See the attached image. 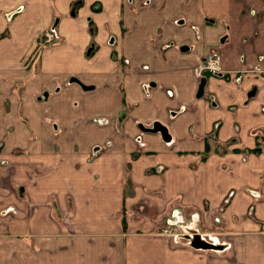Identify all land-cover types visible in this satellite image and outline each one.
<instances>
[{"label": "crops", "instance_id": "1", "mask_svg": "<svg viewBox=\"0 0 264 264\" xmlns=\"http://www.w3.org/2000/svg\"><path fill=\"white\" fill-rule=\"evenodd\" d=\"M262 136L264 0H0V264H264Z\"/></svg>", "mask_w": 264, "mask_h": 264}, {"label": "built area", "instance_id": "2", "mask_svg": "<svg viewBox=\"0 0 264 264\" xmlns=\"http://www.w3.org/2000/svg\"><path fill=\"white\" fill-rule=\"evenodd\" d=\"M45 32V31H44ZM46 35L45 33H43ZM49 37L52 38H41V43L44 45L50 44L54 39V34L50 31L48 34ZM220 55L216 50L211 51L208 56L196 67L193 69V75L195 78H200L204 73L208 74H217L221 72L220 69Z\"/></svg>", "mask_w": 264, "mask_h": 264}, {"label": "rangeland", "instance_id": "3", "mask_svg": "<svg viewBox=\"0 0 264 264\" xmlns=\"http://www.w3.org/2000/svg\"><path fill=\"white\" fill-rule=\"evenodd\" d=\"M57 20V18H55L54 19V22ZM45 31V30H44ZM43 33H45L46 35H42V37L41 38H44V36L46 37V38H52V37H49L48 36V34L50 33V31H45V32H43ZM54 38H55V36H54ZM54 43V42H53ZM52 43V44H53ZM51 44V45H52ZM47 47V46H46ZM46 47H44V48H46ZM211 51H213V49L212 50H210L205 56H204V58H203V60L208 56V54L211 52ZM198 66V65H197ZM197 66H195L194 68H196ZM99 145L95 148L96 149V151H97V149H99ZM94 150V149H93ZM191 215H193V213H189V216H191ZM200 215V214H199ZM173 221H174V224L173 225H175V227H173V228H171V232H183V233H185L186 231H197V232H200V231H202L203 230V228H202V226L199 224V226H194L193 228H195V230H193V229H191V230H187V229H185V227H189V226H191L192 225V218H189V219H187V220H183L182 222H179L177 219H173ZM197 222V224L199 223V221L198 220H196ZM219 226H220V224H219V222L218 221H214V224H213V227L211 228L212 229V231H214V230H216V231H218V229H219ZM185 231V232H184ZM209 231V230H208ZM208 231H206L205 233L204 232H201V234L203 235V236H205L206 237V233L208 232ZM200 237V236H199Z\"/></svg>", "mask_w": 264, "mask_h": 264}, {"label": "water", "instance_id": "4", "mask_svg": "<svg viewBox=\"0 0 264 264\" xmlns=\"http://www.w3.org/2000/svg\"><path fill=\"white\" fill-rule=\"evenodd\" d=\"M200 83H201V85H203L204 84V79H202L200 81ZM253 92H254V90H252V92L249 95L251 96L253 94ZM158 124L160 125V127H157V125H154L153 126L154 127L153 129L154 130H151V129H147V130L149 132H155V131H157L160 134H162V136L164 138H167L166 137V135H167V129L164 126H162L160 123H158ZM192 246H194L196 248H209L210 247V245L207 244V242L200 240L199 235H194L193 236Z\"/></svg>", "mask_w": 264, "mask_h": 264}, {"label": "trees", "instance_id": "5", "mask_svg": "<svg viewBox=\"0 0 264 264\" xmlns=\"http://www.w3.org/2000/svg\"><path fill=\"white\" fill-rule=\"evenodd\" d=\"M70 82H76V83H78V84H80L77 80H75V79H70ZM204 85V84H203ZM203 85H201V83L199 84V92H201V90L203 89ZM154 125H157V127H160V125L158 124V123H154ZM154 125H152L150 128H144L143 126H141V125H139V128L142 130V131H148L147 129H151V130H154L153 128V126ZM154 133H159V132H157V131H155ZM262 148H264V136H262L261 137V142H258L257 143V145H256V147L254 148V149H252V150H249L248 152L249 153H260L261 152V150H262ZM207 152H208V146H207V148L205 149Z\"/></svg>", "mask_w": 264, "mask_h": 264}]
</instances>
